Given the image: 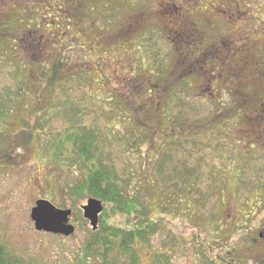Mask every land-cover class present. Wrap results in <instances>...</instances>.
<instances>
[{"label": "rangeland", "instance_id": "1", "mask_svg": "<svg viewBox=\"0 0 264 264\" xmlns=\"http://www.w3.org/2000/svg\"><path fill=\"white\" fill-rule=\"evenodd\" d=\"M65 14L73 18L69 34L80 39L71 41L76 61L88 63L62 69L67 80L50 89L57 80L56 53L50 60L41 53L59 45L57 33L66 24L53 20ZM13 19H38L44 31L38 46L24 26L5 36L13 52L0 72V90L18 91L17 67L22 72L28 65L30 79L18 112L0 121V244L11 261L100 264L83 255L92 230L81 206L89 198L66 194L85 171L68 152L59 160L45 153V146L77 126L93 130L98 154L124 191L138 198L146 221L157 218L136 264H264V52L253 53L256 46L264 51V0H0V48L6 44L1 32ZM200 33L213 34L223 52L192 63L168 40L181 35L182 44ZM261 53V63L255 62ZM233 60L242 66L236 87L227 69ZM205 63L210 69H190ZM77 71L87 72L88 82L76 80ZM99 90L111 93L112 101L98 97ZM175 116L201 128L173 137L166 119ZM191 170L196 176L184 184L177 173ZM43 199L71 210L72 235L34 229L30 211ZM103 208L104 225L133 228L139 219L114 215L109 204Z\"/></svg>", "mask_w": 264, "mask_h": 264}, {"label": "trees", "instance_id": "2", "mask_svg": "<svg viewBox=\"0 0 264 264\" xmlns=\"http://www.w3.org/2000/svg\"><path fill=\"white\" fill-rule=\"evenodd\" d=\"M78 9V8H74ZM27 13V12H26ZM38 14V12H35ZM31 14V13H28ZM66 18L59 19L58 17L53 20V22L62 21L64 24H66L65 28H60V33L58 34L57 40L60 41L59 45L55 44L48 50V53H46V50H44L41 55H47L50 54L52 57L53 53H56L54 57L56 64L54 67V71L56 75L54 76L53 80H56L54 82H49L50 89H52L55 85H63L64 79L66 78L60 77L63 73L62 69H77L80 65L84 63H88V61L85 62H78L76 61L78 59L77 52L75 50V47L71 43V41L76 39V42H80V39L77 40L75 36H73L71 33V25L73 22V18H70V16L66 15ZM14 20V19H13ZM38 19H32V20H18L16 22V19L13 21L12 25L9 23L7 24L6 29L3 28V37L1 38V42H6V44L2 45L0 48V72L3 71L4 67H9L8 59L10 58L9 55H12L13 49L11 45H7L9 42V39L5 38L7 35L14 34L15 30L21 27H25L28 30L27 36L30 35V39H33L34 36L38 38V46L40 44V41L42 40L43 36V25L38 24ZM4 24V23H3ZM52 23H49L45 25L46 29L49 28V26ZM30 25L32 26V30H30ZM11 26V27H9ZM59 27V25L57 26ZM8 28V29H7ZM49 33V31H48ZM47 41V39H45ZM61 44V45H60ZM49 56V55H48ZM47 57V56H46ZM53 59L48 58V60ZM10 67H13L14 62L10 61ZM39 62L35 63V65H38ZM43 65V64H42ZM15 66V64H14ZM16 67V66H15ZM28 68V65L26 66V69ZM26 69L22 72H20V69H15L16 74L18 75L15 79L13 84L16 86L18 91H6L4 93V90H0V102L3 99L2 97H7V100H4L3 104L5 107L0 108V121H3L4 119L10 117L13 113H15L16 109H19L21 106V100L24 95V85L29 79V73L26 71ZM62 71V72H61ZM73 70L69 71L71 73ZM47 72V70H44L42 72V75ZM59 72H61V75H59ZM58 73V75H57ZM84 73L75 72L74 76L75 79L78 81H81L83 83L88 82L86 76H84ZM16 76V75H15ZM19 76L21 77L19 79ZM50 79V77H49ZM89 79V78H88ZM90 81V79H89ZM183 81L182 79H179L177 83H180ZM54 84V85H52ZM98 88H104V81L102 79H99L96 82ZM188 87L182 88L184 95L187 94ZM177 93H182L181 89L178 90ZM97 95L107 98L108 103L112 101L113 96L111 93L105 94L102 91H97ZM2 105V106H3ZM166 106V105H165ZM239 107V106H237ZM236 107V109H237ZM242 109V108H241ZM238 110L239 111H241ZM18 112V111H16ZM161 112L168 113L167 107L162 108ZM10 115V116H9ZM166 121L169 123V131L171 132L172 136H181L184 137L187 132L195 133V131L199 130L201 127L195 126L190 124L187 117H173L172 119H166ZM195 126V127H194ZM151 134V133H150ZM154 132H152L151 135L153 137H156ZM177 137V138H181ZM95 137L93 130H88L84 127L80 128L77 126H72L70 130H67L63 136V138H59L57 143H54L53 145L45 146V153L47 156H54L56 160H59L62 153L68 152V157L74 162L73 164L75 167H77L79 170H84L85 172H81L82 177H80L79 180H77L75 183H73L72 187H68L66 189V194L71 193L73 196L78 197L80 196V199L85 198H94L102 202V204H109L111 209L110 211L114 215H126V216H135L136 218H139L138 221H135V225L133 228H122L114 225H107L104 223H101L99 220V227L97 231H92L91 239H89L87 245L83 248V255L85 259H89V256L92 258H97L98 262L100 264H136L137 259V249L140 245L146 243V238L148 237L149 233L152 231H155L157 227V218L154 220H148L146 221V217L144 215V212H141L140 209L143 206L140 204L138 198H135L134 196L130 195L127 192L124 191L123 185L120 183V179L115 174V169H112L110 164L107 162L105 157L100 156L98 154V149L96 148L95 144ZM67 149V150H66ZM107 158V157H106ZM159 170V169H158ZM197 171L191 170V171H182L178 172L177 176L180 177L181 181L185 178L184 184L189 183L190 175L193 173V175L196 176ZM189 175V177L187 176ZM155 186V191L158 190L157 186ZM180 204H183L184 202L182 200L179 201ZM58 207V206H57ZM60 208H63L60 206ZM145 208H147L145 206ZM104 211V209H103ZM102 215V214H101ZM100 215V217H101ZM222 231V230H221ZM224 231L221 232V234ZM241 233V232H238ZM228 235V233H225V235ZM237 234V232H236ZM248 234V233H246ZM228 251V250H227ZM230 252V251H228ZM232 253V252H231ZM136 254V255H135ZM127 260V262H126ZM0 264H18V262L11 261L5 250L4 247L0 244ZM231 264V263H228Z\"/></svg>", "mask_w": 264, "mask_h": 264}, {"label": "water", "instance_id": "3", "mask_svg": "<svg viewBox=\"0 0 264 264\" xmlns=\"http://www.w3.org/2000/svg\"><path fill=\"white\" fill-rule=\"evenodd\" d=\"M82 217L88 222L90 229H98L99 216L103 212L101 201L89 198L81 206ZM71 210L59 209L48 200H38L30 211V219L37 232L69 237L75 228L69 223Z\"/></svg>", "mask_w": 264, "mask_h": 264}, {"label": "flooded vegetation", "instance_id": "4", "mask_svg": "<svg viewBox=\"0 0 264 264\" xmlns=\"http://www.w3.org/2000/svg\"><path fill=\"white\" fill-rule=\"evenodd\" d=\"M197 25V23H196ZM196 25H194V29L197 31V29H199ZM210 26V24H209ZM181 35H172L170 39H168L169 41H171V45L175 48V50L180 54H186L185 56L187 57L186 58V61H190L192 63H194L195 59L201 55H206V54H210L211 52H217V54H220L221 52H223L221 50V48L223 47L222 45H218V40L216 39V37L213 36V34L209 35H205V34H198V35H190L189 38L187 39H183L182 40V44L179 43L180 42V38ZM223 45H226L225 43H223ZM188 47V48H187ZM256 50H261L262 52H264L262 50L261 47H255V49L253 50V53L254 51ZM233 54L236 52V51H232ZM259 55H263V53L261 54H257V55H254V58H255V62L257 63H261V60L259 59V61L256 60L257 56ZM235 63V60H233V63L231 65H229L227 67V69H229L230 71V75L233 76V84H234V87H236V82L237 81V69H241L242 66H241V63L240 61H237V65L235 66L234 65ZM254 63V61H252V64ZM264 67V66H263ZM252 68V66H251ZM256 69H259L258 65L255 67ZM190 69H210L207 64H202V65H194L192 67H190ZM211 69H217V67H214L211 68ZM240 73V71H239ZM229 93H230V96H233V97H230V100H235V95H236V91L235 89L233 88H229ZM235 93V94H234ZM236 101V100H235ZM234 101V102H235ZM233 102V103H234ZM242 103H246V100H244V102ZM262 238V234L260 233L258 235V239H253L252 240V243L255 245V244H259L261 241L260 239ZM231 254V252H228ZM231 263V262H230ZM231 264H234V263H231Z\"/></svg>", "mask_w": 264, "mask_h": 264}]
</instances>
